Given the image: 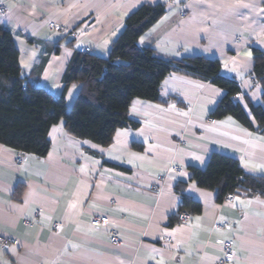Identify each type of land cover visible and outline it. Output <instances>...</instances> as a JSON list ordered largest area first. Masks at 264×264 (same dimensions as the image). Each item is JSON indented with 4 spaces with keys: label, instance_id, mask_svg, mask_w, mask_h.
Returning <instances> with one entry per match:
<instances>
[{
    "label": "crops",
    "instance_id": "obj_1",
    "mask_svg": "<svg viewBox=\"0 0 264 264\" xmlns=\"http://www.w3.org/2000/svg\"><path fill=\"white\" fill-rule=\"evenodd\" d=\"M0 2L23 75L54 95L64 92L67 110L80 84L65 85L64 74L79 49L106 55L130 12L163 2L164 14L138 45L164 58L217 59L221 74L239 84L237 100L254 127L231 115L211 118L225 90L173 72L160 84L167 102L133 99L128 116L137 126L117 128L105 146L73 136L64 119L50 127L43 156L0 143V238L9 240L5 247L0 241V264H219L224 239L234 248L225 264H264V197L218 199L189 169L205 167L218 152L264 176V132L250 108L264 107L253 73L254 51L264 52V0ZM181 192L201 210L170 223ZM93 215L109 220L95 226Z\"/></svg>",
    "mask_w": 264,
    "mask_h": 264
},
{
    "label": "trees",
    "instance_id": "obj_2",
    "mask_svg": "<svg viewBox=\"0 0 264 264\" xmlns=\"http://www.w3.org/2000/svg\"><path fill=\"white\" fill-rule=\"evenodd\" d=\"M164 12L163 2L143 3L126 16L124 29L106 55L78 51L71 58L64 82L65 85L79 83L80 89L69 110L64 92L54 95L23 75L13 35L0 23V143L16 151L43 156L50 145V127L64 119L67 131L73 136L105 146L112 141L117 128L137 126L128 116L133 99L167 102L161 96L160 84L173 72L225 90L210 112L211 118L231 115L254 128L237 100L239 84L221 74L217 59L164 58L151 47L138 45L139 36ZM253 73L262 82L264 100L262 51H254ZM250 108L258 128L264 132V107L250 104ZM189 169L191 179L199 187L215 190L218 199L228 192L264 197V176L247 172L231 156L213 152L205 167L189 165ZM183 187L179 184L177 189L182 191ZM179 210L199 213L201 204L181 192ZM177 218L171 216L170 223Z\"/></svg>",
    "mask_w": 264,
    "mask_h": 264
},
{
    "label": "built area",
    "instance_id": "obj_3",
    "mask_svg": "<svg viewBox=\"0 0 264 264\" xmlns=\"http://www.w3.org/2000/svg\"><path fill=\"white\" fill-rule=\"evenodd\" d=\"M7 10L8 8L6 7V5L3 2H0V13H4ZM50 25L53 27L54 26L56 27V23L54 21H51ZM79 51L83 53L90 52V47H81ZM20 157L21 156L17 157V161H20ZM172 169L178 170V171L182 170L180 167H177V166H173ZM233 196H234V192H228L226 193L225 198L227 200H231ZM177 217L180 220H184L187 217V211L185 210L179 211L177 214ZM108 220L109 218L107 215H93L90 219V223L92 225L98 226V225L107 223ZM215 226L217 228H220V227L225 226V223H216ZM0 241L3 247H5L9 242V240L6 238H0ZM222 249H223V256L219 259L218 261L219 264H225L233 257V254H234L233 241L231 239H224L222 243Z\"/></svg>",
    "mask_w": 264,
    "mask_h": 264
},
{
    "label": "snow or ice",
    "instance_id": "obj_4",
    "mask_svg": "<svg viewBox=\"0 0 264 264\" xmlns=\"http://www.w3.org/2000/svg\"><path fill=\"white\" fill-rule=\"evenodd\" d=\"M256 167H261V166H256Z\"/></svg>",
    "mask_w": 264,
    "mask_h": 264
}]
</instances>
